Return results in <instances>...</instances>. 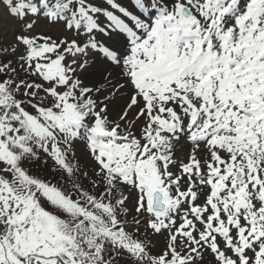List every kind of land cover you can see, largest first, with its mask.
Here are the masks:
<instances>
[{
  "label": "snow or ice",
  "instance_id": "obj_1",
  "mask_svg": "<svg viewBox=\"0 0 264 264\" xmlns=\"http://www.w3.org/2000/svg\"><path fill=\"white\" fill-rule=\"evenodd\" d=\"M0 264H264V0H0Z\"/></svg>",
  "mask_w": 264,
  "mask_h": 264
}]
</instances>
